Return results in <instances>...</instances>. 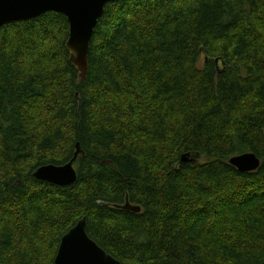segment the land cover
Segmentation results:
<instances>
[{
	"label": "trees",
	"instance_id": "trees-1",
	"mask_svg": "<svg viewBox=\"0 0 264 264\" xmlns=\"http://www.w3.org/2000/svg\"><path fill=\"white\" fill-rule=\"evenodd\" d=\"M68 30L0 28V264H53L83 217L120 264H264V0L108 3L81 82ZM76 143L74 184L33 178Z\"/></svg>",
	"mask_w": 264,
	"mask_h": 264
},
{
	"label": "water",
	"instance_id": "water-1",
	"mask_svg": "<svg viewBox=\"0 0 264 264\" xmlns=\"http://www.w3.org/2000/svg\"><path fill=\"white\" fill-rule=\"evenodd\" d=\"M122 0H0V28L10 23L29 21L46 12L63 15L68 23L66 50L69 63L76 69L81 82L87 72L89 45L98 20L103 16L108 3ZM80 150L76 145L73 159L63 165L39 167L33 174L37 180L57 186H71L76 180L75 162ZM181 162L193 163L189 154L181 156ZM229 164L238 172H253L260 160L247 152L229 159ZM123 210L139 213L140 208L126 201ZM53 264H120L102 250L86 233V218L83 217L60 239Z\"/></svg>",
	"mask_w": 264,
	"mask_h": 264
},
{
	"label": "bare ground",
	"instance_id": "bare-ground-1",
	"mask_svg": "<svg viewBox=\"0 0 264 264\" xmlns=\"http://www.w3.org/2000/svg\"><path fill=\"white\" fill-rule=\"evenodd\" d=\"M111 3H115V2H111ZM46 13H47V12H46ZM20 22H22V21H20ZM67 35H68V34H67ZM65 49H66V43H65ZM215 62H217V60H215ZM76 96H77V94H76ZM75 145H79V144L76 143ZM235 156H236V155H235ZM73 157H74V155H73ZM73 157H72V159H73ZM232 157H234V156H232ZM232 157H231V158H232ZM72 159H71V160H72ZM71 160H70V161H71ZM70 161H68V162H70ZM228 161H229V160H228ZM68 162H67V163H68ZM73 163H74V162H73ZM228 163H229V162H228ZM45 166H48V165H45ZM37 169H38V168H37ZM37 169H36V170H37ZM36 170H35V171H36ZM35 171H34V172H35ZM33 174H34V173H33ZM32 176H33V175H32ZM33 178H34V177H33ZM34 179H35V178H34ZM36 180H37V179H36ZM38 181H40V180H38ZM75 181H76V180H75ZM42 182H44V181H42ZM47 183H48V182H47ZM74 183H75V182H74ZM74 183H73V184H74ZM56 186H57V185H56ZM58 187H65V186H58ZM127 198H128V197L126 196V197H125L124 204L126 203V201L128 202ZM124 204H122L121 206H118V208L121 209V210H123L121 207L124 206ZM134 207H137V206H134ZM125 212H126V211H125ZM81 219H82V218H81ZM81 219H80V220H81ZM77 222H78V221H77ZM77 222H76V223H77ZM65 234H66V233H65ZM65 234H64V235H65ZM61 238H62V237H61Z\"/></svg>",
	"mask_w": 264,
	"mask_h": 264
},
{
	"label": "rangeland",
	"instance_id": "rangeland-1",
	"mask_svg": "<svg viewBox=\"0 0 264 264\" xmlns=\"http://www.w3.org/2000/svg\"><path fill=\"white\" fill-rule=\"evenodd\" d=\"M78 99V98H77Z\"/></svg>",
	"mask_w": 264,
	"mask_h": 264
}]
</instances>
